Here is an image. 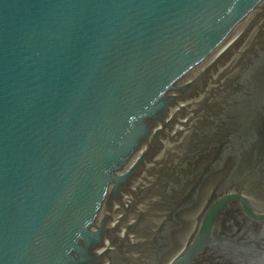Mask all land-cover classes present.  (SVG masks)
<instances>
[{
  "label": "water",
  "instance_id": "1",
  "mask_svg": "<svg viewBox=\"0 0 264 264\" xmlns=\"http://www.w3.org/2000/svg\"><path fill=\"white\" fill-rule=\"evenodd\" d=\"M0 264H264V0H0Z\"/></svg>",
  "mask_w": 264,
  "mask_h": 264
}]
</instances>
